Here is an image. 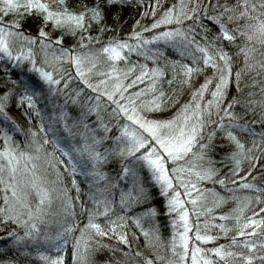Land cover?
Instances as JSON below:
<instances>
[{"label":"snow or ice","instance_id":"1","mask_svg":"<svg viewBox=\"0 0 264 264\" xmlns=\"http://www.w3.org/2000/svg\"><path fill=\"white\" fill-rule=\"evenodd\" d=\"M115 4L0 0V117L12 121L11 131L0 126V241L14 253L0 264H66L69 237L72 264H93V254L104 248L130 264H264V182L255 183V176H264V99L258 133L257 120L245 118L256 112V102L237 111L241 100L230 95L233 75L239 92L245 72H264V0H174L159 16L155 0L150 10L156 18L145 25L138 18L123 36L113 35L119 29L107 22ZM132 53L153 63L131 61ZM166 69L169 86L178 81L191 92L172 115L160 118L147 113L174 102L163 90ZM45 93L58 100L47 126L45 109L38 107ZM13 99L29 122L39 118L23 141L15 139L24 130L8 112ZM53 124L62 125L63 136ZM78 174L88 184L84 199ZM215 185L234 195H222ZM243 189L248 193L235 195ZM154 193L163 197L159 210ZM227 199L235 206L215 211ZM158 211L173 228L166 243L158 224L144 227ZM137 230L154 255L139 248L129 254V234L135 238ZM230 234L226 243L207 246ZM105 264L125 262L116 257Z\"/></svg>","mask_w":264,"mask_h":264},{"label":"trees","instance_id":"2","mask_svg":"<svg viewBox=\"0 0 264 264\" xmlns=\"http://www.w3.org/2000/svg\"><path fill=\"white\" fill-rule=\"evenodd\" d=\"M174 2V0H160L159 6L156 7V16H159L160 13L163 12L164 8L168 7ZM229 3H234L235 0H228ZM155 4V0H143V3H140L139 0H116V4L112 9V12L114 15H110L107 18V22L109 24L115 25L118 29V33H112L113 35L119 34L120 36H123L125 33L130 32L132 30V26L135 23V21L139 18L141 21V25L149 24L152 22L154 17L151 13V7L152 5ZM148 10V14L146 16L141 17L140 13L142 11ZM27 26V25H25ZM73 42V38L70 34L66 36L65 43L70 44ZM155 46V45H154ZM162 46V45H160ZM166 53L168 56H172L173 59L176 58V56L173 55V50L171 48L166 49ZM240 62H242V57L236 58ZM131 61H143L141 56L136 54L135 56H131ZM161 65H163V61H160ZM123 64V62H121ZM240 67V63H236L233 68V73L235 72L236 68ZM257 71H260L257 69ZM14 75L19 74V69L14 70ZM172 73L170 70L166 69L165 72V78L163 79V90L170 94L172 97H174V102L170 107H163L161 108L162 112H165L167 114L172 113V111H175L180 108L181 104H183L186 100L190 98V92L191 88L188 86H184L183 88L179 84V82L173 83L171 86H169L167 82V77L171 76ZM203 79V77H196V81L199 82ZM255 80L257 83L253 84L252 81ZM2 82V81H0ZM74 83H79V81H74ZM264 86V72H262L259 76L253 74L252 72H245L243 79L241 80V90L238 92L236 89V81H235V76L233 75L232 78V84L230 87V95H238L241 103L236 106L237 111H244V103L248 100L255 101V107H256V112H249L248 117H245L246 119L251 117L254 120H257V123L255 125L256 131L259 133L262 129L259 124V117H260V104L259 101L264 99V94H262L261 88ZM173 89L176 91L174 92ZM2 90V89H0ZM251 94V95H250ZM164 101H168V96H165ZM60 100H63V97H60ZM58 105V100L56 96H48L47 93L43 97H40L38 99V107L45 109L46 115H45V124L47 126L48 119L50 117V114L53 111V107ZM26 107V106H25ZM56 110L59 111V108L56 107ZM8 112L11 116H13L16 120L17 123L20 124L21 128L24 131H17L14 133L15 139L19 141L25 140V135L24 132L27 131L29 124H31L32 127H37V120L39 119L35 115H33V119L31 122L28 121L27 116L24 115V108L18 107L15 100L13 99V102L9 105ZM11 125L12 121H5L3 117H0V126L8 127L9 131H11ZM54 129H56V134L63 136V128L62 125L60 124H53L52 125ZM49 137L53 135L52 132L48 133ZM42 136V134H41ZM251 136H247L248 142H251ZM217 143L220 142V138L217 137L216 140ZM47 148L51 149L52 145L49 144L46 146ZM217 158H218V154ZM261 163H264V160H261ZM229 167L231 165H228ZM110 167V166H109ZM244 170H247V162H245V167ZM257 173L260 172V169L257 168L255 170ZM78 180L80 181L81 184V191L80 196L82 199L86 198L88 195V184L87 181L83 176H80L78 174L77 176ZM65 180L70 184V178L65 176ZM264 182V176H255V183L261 184ZM239 183V182H237ZM204 187L205 188H212L214 185L211 182H204ZM215 188L218 192L221 194L225 195L224 189L220 185H215ZM70 195L75 197L76 196V189L70 188ZM158 191V188H157ZM211 194V193H209ZM226 196V195H225ZM227 202V203H226ZM152 204L157 207L159 210L161 208V205L163 204V197L156 195L155 193L152 196ZM57 205L59 206V203L57 202ZM232 204L228 201H225L223 204L219 205L215 211L220 212H228L231 209ZM148 204L143 205V207H148ZM137 211L140 209L137 208ZM56 211V210H55ZM59 212V211H57ZM77 213H79V208H77ZM86 216V213H85ZM197 217L195 216V219L192 216L193 222H195ZM206 219L204 216L202 219H199L201 222H203ZM207 219H215L216 224L218 225L220 223V218L219 217H213L209 216ZM83 222V221H82ZM229 222H233L231 219H229ZM144 227L145 228H151V227H157L158 224V230L159 234L163 240L164 243H166L170 236L172 235V225L170 223L169 217L166 214H163V212L158 211V214L155 216L153 219L145 218L144 221ZM201 228L203 229L204 225L201 223ZM56 224L52 225V230L55 231ZM209 231L215 235L216 232L218 231V228L216 226H212L209 228ZM234 234V233H232ZM3 233L0 232V236H2ZM130 239L132 242V248L129 250V254L132 255L135 253L136 249L139 248L142 252H144L146 255H154L153 247L149 244L146 243V238L143 235V233H140L139 230H137V234L135 238L132 237V234L130 232ZM231 239V234L228 237H219L218 241L214 242H208L207 246L211 247L214 246L215 243H226L228 240ZM73 237H69L68 243L65 245V248L63 249L65 253V260L66 264H72V258H71V249L73 246ZM106 243H115L114 241H110L107 238H105ZM7 240L0 241V260H6L8 259L11 255H13V252L8 251L7 248ZM122 247H127V246H122ZM55 254V253H53ZM116 257H120L122 261L125 262V264H130L128 261L127 257H124L122 253L117 251L115 255H113V252L108 249L104 248L102 250H97L93 254V264H105L106 261L110 260H115ZM135 259H141V258H135ZM156 264H161V262H156Z\"/></svg>","mask_w":264,"mask_h":264},{"label":"rangeland","instance_id":"3","mask_svg":"<svg viewBox=\"0 0 264 264\" xmlns=\"http://www.w3.org/2000/svg\"><path fill=\"white\" fill-rule=\"evenodd\" d=\"M137 53H132L131 54V56H135ZM140 56V55H139ZM141 58H142V62L143 63H147V64H149V65H151L153 62L151 61V60H146L144 57H142L141 56ZM145 84H147L148 83V81H145L144 82ZM141 85H137L136 87H140ZM146 99H148V98H150V97H145ZM176 111V110H175ZM175 111H172V113H169V114H167V113H165V112H162V110L160 109L158 112H150V113H147V114H149V115H155V116H158V117H160V118H167V117H169L170 115H172ZM225 191V190H224ZM83 191H81L80 193H82ZM225 195H226V197H231V196H233L234 195V193H232V192H226L225 191ZM246 193H248V190L247 189H243V190H241L239 193H235V195H240V196H243L244 194H246ZM223 195V194H222ZM208 200H209V202H211V200H212V194H208ZM226 201H228V203L230 202V204H232L231 206V209L235 206V204H236V201L235 200H232V199H227ZM227 203V202H226ZM53 210L55 211H60V207L57 205V202H54V204H53ZM204 216L203 215H201L200 217H199V219H202ZM192 218V217H191ZM193 218L195 219V215H193ZM163 241V240H162ZM153 249V248H152ZM157 262H160V261H157Z\"/></svg>","mask_w":264,"mask_h":264}]
</instances>
